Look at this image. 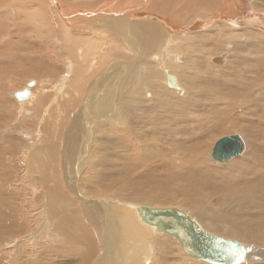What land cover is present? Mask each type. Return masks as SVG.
I'll list each match as a JSON object with an SVG mask.
<instances>
[{"label": "bare ground", "instance_id": "1", "mask_svg": "<svg viewBox=\"0 0 264 264\" xmlns=\"http://www.w3.org/2000/svg\"><path fill=\"white\" fill-rule=\"evenodd\" d=\"M130 1L0 0V16L12 20L26 14L35 24L38 41L30 37L24 41L36 46L38 55L34 60L20 59L33 61L37 68L31 72L33 79L39 83L34 77L46 78L48 73L59 79L47 83L48 94L35 92L36 81L31 80L34 85L28 88L29 95L19 100L23 103L34 97L33 93L37 98L22 105L25 117L26 111L36 113L37 104L47 99V108L43 106L34 122L38 131L31 134L28 126L18 128L25 138L20 141L21 152L29 151L33 134L38 139L46 133L47 146L39 147L43 143L39 138L41 145L33 146L28 154L23 152L27 176L39 181L38 190L45 201L37 207L39 218L32 223L35 231L18 220V206L8 209L7 218L0 216V244L9 247L11 264H20L19 247L40 241L59 243L35 244L39 250L35 251L36 261L44 251L49 255L48 264H140L141 259L156 262L159 256L162 264H191L179 261L168 233L153 234L158 232L155 226L142 220L137 211L140 206L174 207L190 211L186 212L206 233L237 241L243 251L238 264L253 260L249 264H264V33L262 25L249 23L251 15L264 16V11L253 10L244 0L230 17L213 13L208 18L200 11L198 24L195 19L166 29L160 25L166 17L158 15L135 23L141 15L139 8L148 7L150 0H142L143 5L137 8L141 0H133L135 6ZM230 3L234 2L224 0L221 10L231 12ZM50 18L57 31H62V47L53 51L72 67L70 79L48 54L41 57L39 47H49L41 36ZM163 32L179 38L173 40ZM159 38L171 47V54L162 49L167 58L151 43ZM109 42L116 43L115 50L105 54L109 60L98 72L102 49ZM213 53H220L217 56L225 60L216 65L229 66H211L208 58H213ZM148 57L156 61V67L141 61ZM172 59L184 64L174 66ZM135 71L130 84L124 85ZM165 71L176 77L177 89H172L181 95L164 90ZM27 73L30 75L29 69ZM120 87L128 93H122ZM28 105L33 109H27ZM65 107L69 125L68 119L66 123L62 120ZM124 112L130 123L128 131L133 134L131 142L121 135ZM10 129L5 127V133L18 132ZM235 130L243 131L249 141L237 133L244 143L239 157L221 165L209 163L208 154L216 161L211 146ZM215 134L227 135L215 141ZM92 136L96 147L88 153ZM87 154H91L89 158ZM0 190L8 191L5 182L0 181ZM7 193H13L12 189ZM133 199L154 204L133 203ZM3 206L0 201V210ZM258 257L260 260H255ZM3 261L0 254V264Z\"/></svg>", "mask_w": 264, "mask_h": 264}, {"label": "rangeland", "instance_id": "2", "mask_svg": "<svg viewBox=\"0 0 264 264\" xmlns=\"http://www.w3.org/2000/svg\"><path fill=\"white\" fill-rule=\"evenodd\" d=\"M33 1H37V0H33ZM232 1L234 3L233 4L230 3L229 9H233V10L231 12H226L225 10H221L223 5H224V0H221V1L220 0H150V4L148 5V7L139 8L138 12L141 15L139 17L135 18V23L141 22V21H147V16L149 17L150 15H158L160 17H166L165 22L160 24L158 21H156V20H154V21L156 23L160 24L161 26H163L164 28L169 29V28L174 27V26H182L184 24H191V23H193V21L195 19H197V24H198L200 20H198L199 16L197 13H199L200 11H201L202 15L208 14V18L213 13L225 14V16L228 15V17H230L232 14L236 13L234 7L239 4V1L244 2V0H232ZM130 2H131V4H133V6H135L136 1L133 2V0H131ZM140 2H139V4H137L135 6L136 8H137V6L143 5L144 2L142 0ZM148 2H149V0H148ZM253 2H254V0H253ZM248 5L253 10H255L254 8H256V9H259L260 11H264V0H255V3L253 5H252V0H248ZM3 15L0 16V71H4V73L0 75V96H1L0 97V107L2 110V112H0L1 113L0 117L2 118V119H0V175H2L0 181L2 183L5 182V188L8 191H6V190L1 191L0 190V201L2 202V206L4 203H6V204L8 203V204L3 206V208H1V210H0L1 215L0 216L3 219L7 218L6 214H7L8 209L12 205L18 206L19 211H20V217H18V220L20 219L22 221H25L27 223V227L31 231H33V230L35 231V229H33V227H32V223L37 218H39V216H38L39 214L37 213V212H39L38 211L39 208H37V207L39 205H42V203H43L42 201H45V199H44V197H42V195H43L42 192L40 190H38L39 189V185H38L39 183H36V182H39V181L38 180L35 181L36 179L34 180L33 177L27 176V173L29 172V170H27L25 168V166H26V164H28V162H27L26 156L23 152H26L28 154V152L31 151L30 149H32L33 146L38 147L39 145H41L40 143H42V142H43L42 145L39 147H42L43 145L47 146V143L46 144L44 143V142H46L45 136H44V135H46V133L41 132V133H44V135L40 136L42 134L39 131L40 135L39 134L37 135V138L40 136L39 138L41 139L42 142L40 141L39 138L36 139V137H35L36 135L33 134V136H32L33 140L31 141L32 145H30L31 148L29 149V151L21 152L20 148H21L22 144L20 141L24 140L25 138H24L23 134H21V132L18 130V128L20 126V127H22V129H25L28 126L27 130H29L28 128H30V130L32 128L31 134L34 132H37L38 130H35L34 126L36 125L35 123L37 122L38 114L41 113L43 106H44V108H47L48 103H45L47 99L42 101V102H39L37 104V106L34 108L36 110V113L35 112L32 113V111L30 109V108H32V106H30V105L26 106L27 109H30L31 112L26 111V115H24L25 117H23V113H25L23 110H25L26 108L22 107V105H24V103L27 101L34 102L37 100V98L35 99V94L33 93L34 97H32L31 99H29L23 103H19V100L16 99L12 94L14 91H17L18 89L24 88L25 85L29 81L35 80V79H33L32 75H31V72H34L37 69L33 65V61L30 63H26L24 61H20V59H22L25 56V57H28V58L34 60L37 57V55H38V53L36 52L37 47L30 45V44L25 45L27 42L24 41V38H26V37L32 38L31 41H38L37 38L35 37V32H33V29H36V27H35V24L31 21V19L26 16V14L23 16H19L15 19H12V20H7V19L3 18ZM2 19H4V20L1 21ZM52 22H53V24H52ZM44 24L45 25L43 27V34H42L41 38H44L43 41H46V44L49 47H47V46L39 47L40 50L43 51L41 57L48 54V56H50V59L53 62H55V64L57 66H59V67L63 66L62 69H64V72L66 73L65 78L70 79L71 75H72V71H73L72 67L67 64L66 60L58 58L56 56L55 52L53 51V50H56L59 52L60 48L62 47V43L60 41L62 39V35H61L62 31H61V29L57 31L58 28L55 27L56 23L51 18L49 21L45 22ZM67 24H69V23L67 22ZM69 26L71 27L72 25L69 24ZM233 27H240V26H233ZM259 30H261V29H259ZM261 31L264 33L263 30H261ZM164 35L166 37H171L167 33L163 32V36ZM178 36L179 35H176L175 37H171V38H173V40H177L179 38ZM250 37L251 36H249V38ZM180 38L184 39L185 37L182 36ZM55 39H58V43L55 42ZM250 40H251V38H250ZM250 40L247 42L239 40V42L248 43V42H250ZM151 43L155 46L154 47L155 51L156 50L160 51L157 48H161V55L165 58H167L169 56V55L166 56L165 52H168V54L173 53L170 45L167 46L162 38L154 40ZM118 44L122 45V43L119 40H118ZM114 45H116V43L109 42V44L106 43L105 48L102 49L104 51V54L101 55L102 56V66H101V68L97 69L98 72L102 69L104 63H106V61L109 60L105 56V54H111L113 52V50H115ZM140 46L143 47L145 45H140ZM163 48L165 49V52H162ZM227 50L228 49L225 50V47H224V53H228L229 51H227ZM53 52H54V54H53ZM125 52L128 53L129 50L127 51V49H126ZM13 53L15 55H11ZM77 53H80V51H78ZM181 54L183 55V53H181ZM221 54H223V53H221ZM217 55H220V53L214 54V56H217ZM19 56L21 58H19ZM129 56H131V55H129ZM211 58L210 57L208 58L209 59L208 63L211 66H213L215 69H217L216 66H219V65H223L224 66L223 68H226L227 66H229V63H227L226 65H224L225 63L216 65L217 63H214L211 60ZM144 60L148 63L149 66H155V67L157 66L156 61H152L151 59H149V57L146 59L145 58L141 59V61H144ZM175 61L178 63H175L174 59H172V65H174V66L184 64V61L182 63H181V61H177V60H175ZM28 69L30 71V75L27 73ZM157 69L161 72V74H163V72L158 67H157ZM172 72L176 73L174 71H172ZM48 74H46V78H44L41 75V77L43 79L40 76L34 77L36 79H39V83L37 80H35L36 84L32 88L35 92L45 91V93L48 94V92L46 90L50 89V87H49L50 85L48 86L47 83L48 84H52V83L55 84L54 81L57 80V79H54L52 77V73H48ZM134 74L136 75V71L133 72L132 77L130 76L124 85L128 86V84H130V82L133 80V78L135 76ZM58 81H59V79L57 80V82ZM180 84L184 88L183 83L180 82ZM55 87H58V86H55ZM163 87H164L165 91H167L171 94L181 95L180 93H178L174 89L167 87V85L165 83H163ZM123 88L124 87H122V89H121V87H120V91L122 93L126 92V94H127L128 93L127 89L126 88L123 89ZM124 90H126V91H124ZM143 97L145 98V94ZM44 103H45V105H44ZM19 107L22 108V110L19 109ZM17 109H19V111ZM20 111L22 114L18 115V112L20 114ZM64 114H65V116L62 117V120H63V122L66 123L67 119L69 118L68 113L66 111V107L64 110ZM124 116H125V120H124V122H125L124 128L125 129L121 130V135L128 136L126 138L131 139V140H129L131 142L133 140V136H132L133 134L128 131V129H129L128 127L130 126V123L127 122L128 114L124 112ZM20 117H23V119ZM19 122H22V123H19ZM70 122L71 121H69V119H68L67 124L69 125ZM9 123H11V124H9ZM8 126H9V128H11L10 130L12 132H15L17 130H18V132L15 134L5 133L4 129H5V127H8ZM12 127H14V128H12ZM234 133L235 134L240 133L245 139H247L246 134H244V132L241 130H235V131H233L232 134H234ZM94 134L95 133L93 132V135ZM47 135H49V134H47ZM223 135H227V134H222V135L215 134L214 140L216 141L217 139H219ZM34 139H36L37 141L39 140V141L38 142L36 140L34 141ZM34 142L36 145L34 144ZM247 142H249L248 139H247ZM93 146H94V139L92 136L90 139V149L91 150L89 149L88 153H91V152L93 153L94 148L96 147V146H94V147ZM212 147H213V145L211 146L210 151H211ZM247 151H248V148L245 152H247ZM90 155L91 154H87V158H89ZM232 159H230V160H232ZM208 162L211 164H214V165H221V164H224L228 161H226V162H219L217 160L213 161L212 159H210L209 154H208ZM4 175H5V179H4ZM21 175L24 176L23 179H21ZM25 175H26V177H25ZM59 176H60V171H59ZM31 179H32V181H31ZM33 180H34L36 185L34 184ZM30 182H31V184L29 185ZM32 184L34 186H32ZM28 185H29V187H28ZM9 189H12L13 193H7V192H9ZM35 190H37V191H35ZM4 193H6V194H4ZM133 203H145V204H149V205L154 204L151 201H137L135 199H133ZM185 211L190 213V211H188V210H185ZM35 213H37V214H35ZM136 216H137V212H136ZM25 217L30 222H28V220H26ZM27 217H29V218H27ZM137 218L141 222V220L139 219L138 216H137ZM42 219L46 221L47 216L44 215V217H42ZM144 224H146V223H144ZM30 230H28V231H30ZM152 233L153 234H157V233L159 234V233H163V232L152 231ZM163 234H165V233H163ZM166 235L171 239L170 245L172 246L173 252L178 257L179 261H185V262L191 263V264H207L203 261L194 259V258L188 256L187 254H185L183 252V250L181 249V246L179 245L177 240L168 234H166ZM7 239H5V240H7ZM22 243H24V242H22ZM35 244H38V245H41L42 247H45L46 245H44V244H50L53 246H57L59 243H55V242L44 243V241H40L39 243L36 242ZM35 244L33 245L31 242H28L26 245L21 246V243H20L19 246H21V247L18 248L20 256H21L20 264H48V256L49 255H48V253H46L44 251H42L38 254L39 262L36 261L37 255H36L35 251L39 252V250H35L38 248V247H36ZM8 248L9 247H6L5 245L2 246L0 244V254H1V256L4 257V261L2 264H11V259H10L11 254H9L10 249H8ZM116 253H117V250L114 254L116 255ZM154 253H156V251ZM13 254H15V250H14V253H12V256H13ZM112 256H111V258H112ZM13 258H15V257H13ZM255 260H260V257L256 258ZM253 261H248L244 264H249ZM162 262H163L162 256H159L156 259V262H155V260L151 261L149 259H141L140 260V264H162Z\"/></svg>", "mask_w": 264, "mask_h": 264}, {"label": "water", "instance_id": "3", "mask_svg": "<svg viewBox=\"0 0 264 264\" xmlns=\"http://www.w3.org/2000/svg\"><path fill=\"white\" fill-rule=\"evenodd\" d=\"M249 23L262 25L264 30L262 14L251 15ZM212 61L223 63L225 60L222 56H216ZM165 79L168 87L177 89L175 76L165 71ZM33 85L34 81H29L25 88L14 91L12 95L18 100L25 99L29 95L28 88ZM243 150L241 136L233 134L216 141L211 156L219 162H226L240 155ZM137 211L141 219L154 225L157 231L176 237L183 251L194 259L211 264H238L243 258L242 246L237 241L206 233L186 211L174 207L147 206H140Z\"/></svg>", "mask_w": 264, "mask_h": 264}]
</instances>
